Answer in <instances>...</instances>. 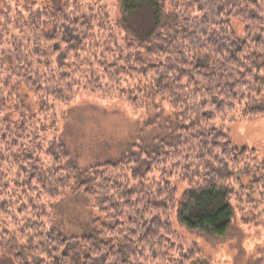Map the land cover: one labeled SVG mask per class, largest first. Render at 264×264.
<instances>
[{
    "label": "trees",
    "instance_id": "obj_1",
    "mask_svg": "<svg viewBox=\"0 0 264 264\" xmlns=\"http://www.w3.org/2000/svg\"><path fill=\"white\" fill-rule=\"evenodd\" d=\"M65 0L0 18V250L14 264H71L55 232L68 191L92 200L102 231L77 243L81 264H213L173 227L230 238L236 216L264 226V157L235 145L225 123L264 118V0ZM234 21L243 25L240 37ZM23 84L42 103L14 123L1 112ZM79 89L172 110V143L134 145L84 171L60 140L58 105ZM174 181L186 189L179 194ZM262 210H258V207ZM82 251V252H80Z\"/></svg>",
    "mask_w": 264,
    "mask_h": 264
},
{
    "label": "rangeland",
    "instance_id": "obj_2",
    "mask_svg": "<svg viewBox=\"0 0 264 264\" xmlns=\"http://www.w3.org/2000/svg\"><path fill=\"white\" fill-rule=\"evenodd\" d=\"M65 0H0V18L9 4L28 14L36 7H60ZM113 12L119 13L118 0H109ZM236 33L243 37V25L234 21ZM2 105L0 99V107ZM42 103L23 84L19 97L3 116L18 123L23 110L30 116L40 112ZM60 122L59 138L70 156V162L88 168L121 160L134 145L153 146L161 139L173 142L176 119L171 108L164 102H153L147 109L134 114L122 101H103L86 90L79 89L76 100L70 105H58ZM236 117V116H235ZM233 117L225 123L236 146L256 151L264 157V118L242 122ZM183 194L186 187L174 181ZM74 185L66 197L55 204L54 230L69 241L67 253L72 256L71 264H81L77 243L72 238L82 239L102 231L104 218L99 214L95 203L75 194ZM258 207V206H257ZM262 210V207H258ZM173 227L179 236L196 244L213 264H264V226L246 223L238 214L232 227L230 238L226 241H209L199 234L191 233L179 224L177 213L173 216ZM79 250V249H78ZM82 252V251H80ZM0 264H14L0 250Z\"/></svg>",
    "mask_w": 264,
    "mask_h": 264
}]
</instances>
